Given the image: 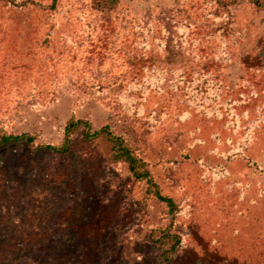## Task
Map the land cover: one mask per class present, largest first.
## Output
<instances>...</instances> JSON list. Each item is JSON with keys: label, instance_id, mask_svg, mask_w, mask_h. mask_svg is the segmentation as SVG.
<instances>
[{"label": "rangeland", "instance_id": "374dc122", "mask_svg": "<svg viewBox=\"0 0 264 264\" xmlns=\"http://www.w3.org/2000/svg\"><path fill=\"white\" fill-rule=\"evenodd\" d=\"M54 1L0 0V133L128 130L180 206L174 264H264V8ZM111 150L0 145V264H157L163 206Z\"/></svg>", "mask_w": 264, "mask_h": 264}, {"label": "trees", "instance_id": "16d2710c", "mask_svg": "<svg viewBox=\"0 0 264 264\" xmlns=\"http://www.w3.org/2000/svg\"><path fill=\"white\" fill-rule=\"evenodd\" d=\"M238 1L239 0H217V3L219 6L227 8L230 5L237 4ZM247 1L256 7L264 8V0ZM55 2L56 0L53 3V8H55ZM120 2L121 0H94L95 6L99 9H112ZM200 75L199 73V76ZM203 78H205V80H201V82L198 83H195L197 80L196 78L189 79L193 90H196L199 94L205 90L207 91V89H204V85L209 79L207 77ZM216 79L215 84L217 85L219 80L218 78ZM79 131H82L85 138L89 140L106 136L111 144L113 159L124 161L135 178L146 181V196L150 199L157 200L163 206L161 211L162 223L152 230L149 236L152 244L159 249L157 264H174V257L182 245L183 240L182 235L175 231L176 216L180 210V206L172 196L163 191L162 187L153 177L151 171L148 169L147 162L137 152L133 141L126 136L127 134L129 135L128 130L122 133H116L109 124L100 128H94L92 122L86 118H72L67 122L63 140L58 144H37L35 136L32 134L2 132L0 133V145L22 142L30 146H36L38 149H47L55 154H62L70 150L72 140Z\"/></svg>", "mask_w": 264, "mask_h": 264}]
</instances>
